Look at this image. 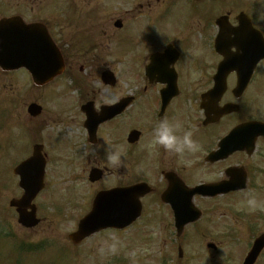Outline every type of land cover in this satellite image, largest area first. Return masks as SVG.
<instances>
[{
    "label": "flooded vegetation",
    "instance_id": "obj_1",
    "mask_svg": "<svg viewBox=\"0 0 264 264\" xmlns=\"http://www.w3.org/2000/svg\"><path fill=\"white\" fill-rule=\"evenodd\" d=\"M85 1L0 0V31L35 29L57 49L63 72L37 88L52 86V102L65 103L83 145V110L116 112L98 126L94 146L102 152L111 142L124 164L92 168H102L114 189L134 184L141 169L138 181L148 184L141 216L163 237L173 235L172 250L190 247L193 260L207 264H264V0H122L128 8L106 17L82 9ZM105 72L110 86L102 84ZM94 78L103 100L88 83ZM216 79L224 81L217 102L210 97ZM161 119L179 125L177 135L191 130L200 149L170 156L152 147ZM236 128L232 141L240 149L222 153L220 141ZM133 131L138 139L129 141ZM55 143L59 156L46 154L48 164L66 159L71 169L85 155L71 141ZM199 185L213 194H191ZM183 205L181 215L199 217L178 233L174 207ZM256 241L262 247L247 262Z\"/></svg>",
    "mask_w": 264,
    "mask_h": 264
},
{
    "label": "rangeland",
    "instance_id": "obj_2",
    "mask_svg": "<svg viewBox=\"0 0 264 264\" xmlns=\"http://www.w3.org/2000/svg\"><path fill=\"white\" fill-rule=\"evenodd\" d=\"M121 1L86 0L81 8L99 9L106 17L110 15V11L120 14L128 8ZM110 60L111 58H106L105 62L110 63ZM30 81L29 77L20 72L0 74V231L3 228V232H6V235L0 232L3 234L0 236V264H160L161 258H168L171 261L168 264H207L201 261L203 258L197 261L190 259L189 254L194 255L190 247L186 248V252L184 247L183 258L179 260L175 249H171V244L175 242L174 237H163L157 227L152 228L148 234L150 242H143L140 240L144 237L142 228L138 230V222L122 236L103 233L105 235H94L76 248L67 244V235L75 230L77 221L87 212L88 198L91 193L94 194L93 190L97 187L87 181L89 166L92 163H98L101 167L111 166L106 157H102L111 152V142L102 152L99 148L90 149L80 143L78 152H95V155H79L78 160L71 161L73 166L66 179L60 175L61 172L66 174V169L61 167L59 172L57 169L58 164L66 159L59 163L50 160L45 172L47 185L34 200L42 223L30 230L17 223L15 213L8 208L9 201L21 195L13 169L26 159L35 136H38L41 143L45 138L52 139L46 143V151L49 155L59 156L54 137L47 135L53 131L57 135L64 133L68 137L70 133L74 143V138L76 139L79 133L77 125L72 127L68 119L66 120L71 112L65 103L59 102L57 107V103L52 102L55 98L52 86L36 88ZM57 82L58 80L55 81ZM88 83L92 88L100 90V100H103L104 86L99 79L94 78ZM74 95V92H71V96ZM31 102L42 107L39 118H30L27 114L26 108ZM65 126H69L70 130L65 129ZM51 170L59 173L57 178L51 177ZM99 185L111 186L112 178L103 179ZM141 225L147 226L145 219L141 221ZM164 238H167L165 243ZM105 240H109L111 244L104 245ZM122 240L128 244L125 249L119 247ZM83 248L85 249L82 252ZM162 248L164 251L160 252Z\"/></svg>",
    "mask_w": 264,
    "mask_h": 264
},
{
    "label": "water",
    "instance_id": "obj_3",
    "mask_svg": "<svg viewBox=\"0 0 264 264\" xmlns=\"http://www.w3.org/2000/svg\"><path fill=\"white\" fill-rule=\"evenodd\" d=\"M16 45L17 40L15 39L14 34H10V37L8 35H3L1 37V66L15 68L20 64L29 65V62L16 57ZM28 68L32 74L35 75L32 68L30 66ZM28 111L31 114H35L39 111V108L32 104ZM35 162H39V164H37V168L33 166ZM42 171L43 164L42 162L40 163V160L37 156H33L30 159L24 161L18 168L15 169V173L20 175V185L23 186L25 193L20 200L13 201L11 205L17 207V212L19 214L18 221L24 226H33L38 222V220L34 217L35 209L34 206L31 205V200L42 187ZM114 207L115 206L113 204L112 198L102 199L100 196H98L94 201L92 211L79 222L77 231L71 234L69 237L74 242H77L83 237L88 236L89 234L101 228L107 227L108 225H116L113 223L116 217L115 213L113 212ZM27 208H30L31 211L27 212Z\"/></svg>",
    "mask_w": 264,
    "mask_h": 264
},
{
    "label": "clouds",
    "instance_id": "obj_4",
    "mask_svg": "<svg viewBox=\"0 0 264 264\" xmlns=\"http://www.w3.org/2000/svg\"><path fill=\"white\" fill-rule=\"evenodd\" d=\"M179 125L171 123L168 119H161L153 129L152 147L159 146L170 156L183 155L186 152H196L200 145L192 138L193 132L186 131L182 136L177 135ZM86 156L95 155V152H85ZM108 163L116 168L124 164V154L112 151L107 156Z\"/></svg>",
    "mask_w": 264,
    "mask_h": 264
}]
</instances>
